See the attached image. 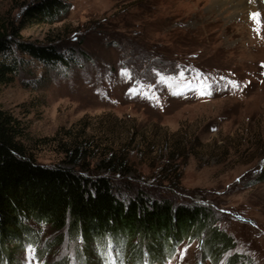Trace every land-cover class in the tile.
<instances>
[{"label": "rangeland", "instance_id": "obj_1", "mask_svg": "<svg viewBox=\"0 0 264 264\" xmlns=\"http://www.w3.org/2000/svg\"><path fill=\"white\" fill-rule=\"evenodd\" d=\"M26 1L0 0V26L12 20L20 23L22 4ZM72 5L69 15L53 25L28 22L21 33L27 40L47 42L54 38L61 44L76 45L72 36L76 28L80 26L84 32L86 27L101 22L100 27L83 34V42L81 37L78 40L79 46L92 55V62L84 55H78L69 67L55 68L33 61L24 75L0 85V109L9 110L26 127L23 141L29 152L44 165H58L67 159L66 149L88 140L83 145L87 146L88 156L81 159L80 167L83 165L85 173L91 175L104 172L99 167L105 151L113 148L119 154L126 151L129 157L126 179L131 181L132 189L118 180V184H123L122 191L148 188L154 196L209 207L214 215L212 227L224 231L235 242V247L221 249L219 264H226L234 254L242 255L241 259L249 264H264V182L249 183L264 164V148L258 149L251 143L248 131L260 126L259 134L264 141V2L72 0ZM116 12L129 25L127 29L120 20L114 24L111 19L106 20ZM253 13L260 14L261 23L251 18ZM103 28L119 30L120 37L122 33L126 38L136 36L138 41L155 44L167 54H183L194 45L202 47L209 65L242 67L241 75H235L244 78L242 82L247 87L237 90L234 86L235 90L219 99L198 94L197 102L173 103L162 115L159 107L136 104L140 97L128 94L122 69L112 73L121 55L115 47L106 46V36L98 32ZM191 79H203L200 89L211 85L204 75ZM27 80L29 84L25 85ZM96 81L102 83L95 84ZM115 81L121 84H117L118 89L123 87V91L119 89L122 97L117 102L110 97L109 90L104 93L103 86ZM137 82L132 80L131 86ZM220 115L229 118L222 121ZM209 121L211 132L207 128ZM219 126L220 130L215 131L214 127ZM182 132L192 139L197 154L187 160L179 157L182 166L171 164L163 168L167 162L156 160L159 152L155 149L177 139L182 142ZM230 140L232 144L226 148ZM148 151L151 154L147 155ZM167 168L172 171L179 168L178 182L154 178L159 169L162 176L166 175ZM117 177L122 178L123 174ZM29 226L36 239L28 236L24 242H12L10 255L0 253V264H216V253L210 252L214 247L210 231L197 239L183 240L173 257L162 263L146 247L145 253L138 257L135 252L121 253L118 240L112 239V244L99 243L95 253H88L83 251L82 239L69 234L67 229L56 231L37 223ZM165 253H173V249Z\"/></svg>", "mask_w": 264, "mask_h": 264}, {"label": "trees", "instance_id": "obj_2", "mask_svg": "<svg viewBox=\"0 0 264 264\" xmlns=\"http://www.w3.org/2000/svg\"><path fill=\"white\" fill-rule=\"evenodd\" d=\"M22 6L20 23L12 20L0 26V85L10 84L15 78L24 75L26 67L33 61L55 68L61 65L69 67L78 55H84L85 59H91L89 61L92 62V55L79 46L78 40L81 37L80 42H83V34L92 28L100 27L101 22L86 27L84 32L80 26L76 28L72 32L77 41L76 45L71 42L61 44L54 38L47 42L27 40L21 32L28 22L53 25L68 16L73 5L72 0H28ZM134 6L132 4L131 8ZM116 14L106 20L111 19V24L120 20L126 24L125 28L128 27L123 16L117 12ZM98 32L106 36V46L115 47L121 55V61L116 63L117 67L112 73L123 70L120 72H124L128 94L138 95L140 99L136 104L144 103L145 108L159 107L158 111H162V115L168 112L173 103L187 105L197 102L198 94L202 92L211 99H219L231 89L242 90L247 87L242 82L244 78L235 75L242 72V67L240 69L231 64L230 67L218 64L211 66L207 63L209 58H206L208 55L202 47L199 49L194 45L190 50L182 52L183 54H167L155 44L147 45L138 41L136 36L126 38L123 33L122 37L118 36L121 33L117 29L103 28ZM224 59L228 57L224 55ZM197 75L210 79L211 85L204 88L207 92L200 89V80L203 79H191ZM132 80H138L136 86H131ZM115 82L103 86L104 93L109 90L110 97L115 98L117 102L122 97L119 89L123 91V87L118 89L117 84H121ZM97 83L102 81H96L95 84ZM24 84H29V80ZM228 118L220 115L222 121ZM208 127L211 132L210 121ZM220 128L214 127V130L219 131ZM248 131L253 139L251 143L258 149L264 148V141L259 134L261 127L254 126ZM182 133V142L177 139L172 144L168 143L169 145L155 149L159 152L156 160L167 162L163 168L171 164L182 166L183 163L178 162L179 157L187 160L190 155L197 154L192 139L188 138L186 132ZM26 136V127L22 122L9 110L0 109L2 256L10 255L9 245L12 242H24L28 236L36 239L35 234L32 235L30 223L46 224L56 231L67 229L69 234H76L82 239L84 252L95 253L99 243L110 244L114 239L118 240L121 253L135 252L139 257L141 253H145L143 248L146 247L148 253H152L158 258L157 262L161 260L162 263L173 257L175 248L183 240L197 239L209 231L214 239V247L210 252L216 253V264H219L217 259L221 249L223 251L235 247L230 235L212 227L214 215L209 207L194 202L178 203L161 195L154 196L148 188L122 191L123 184H118V180L129 184L128 188L132 189L131 181L126 179L129 170L126 151H120L121 154L123 152L122 155L114 151V148L105 151L99 167L104 172L90 175L85 173L83 165L80 167L81 159L88 156L85 150L87 146H83L88 140L85 143L77 142L73 148L66 149L67 159L61 164L50 166L38 162L29 152L23 141ZM247 142L249 144L250 141ZM229 143L232 144L231 140L227 142L226 148ZM148 144L152 146L153 143ZM149 152L151 151L146 154H151ZM161 170L154 176L155 179L173 184L178 182L179 168H174L173 171L170 168L165 169L168 172L164 176L160 173ZM121 174L125 178L123 181V177H117ZM259 182H264V166L249 181L250 184ZM217 246L219 250L215 249ZM168 249H173V253H165ZM241 258L244 257L234 254L226 264H249Z\"/></svg>", "mask_w": 264, "mask_h": 264}, {"label": "snow or ice", "instance_id": "obj_3", "mask_svg": "<svg viewBox=\"0 0 264 264\" xmlns=\"http://www.w3.org/2000/svg\"><path fill=\"white\" fill-rule=\"evenodd\" d=\"M259 17H260V14H259V13H253L252 16H251V18H252L257 24L261 23ZM234 86H235V85H234ZM201 94H205V93L202 92Z\"/></svg>", "mask_w": 264, "mask_h": 264}, {"label": "bare ground", "instance_id": "obj_4", "mask_svg": "<svg viewBox=\"0 0 264 264\" xmlns=\"http://www.w3.org/2000/svg\"><path fill=\"white\" fill-rule=\"evenodd\" d=\"M244 1V0H243ZM264 2V0H262ZM260 2V1H259ZM244 3V2H243ZM261 5V4H260Z\"/></svg>", "mask_w": 264, "mask_h": 264}, {"label": "water", "instance_id": "obj_5", "mask_svg": "<svg viewBox=\"0 0 264 264\" xmlns=\"http://www.w3.org/2000/svg\"><path fill=\"white\" fill-rule=\"evenodd\" d=\"M263 166H264V164L262 165V167H263ZM262 167H261V168H262Z\"/></svg>", "mask_w": 264, "mask_h": 264}]
</instances>
